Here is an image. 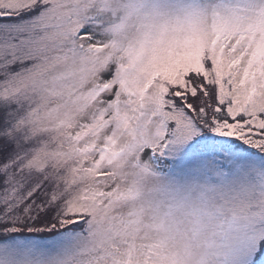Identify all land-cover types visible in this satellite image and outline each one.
<instances>
[{
  "label": "snow or ice",
  "instance_id": "obj_1",
  "mask_svg": "<svg viewBox=\"0 0 264 264\" xmlns=\"http://www.w3.org/2000/svg\"><path fill=\"white\" fill-rule=\"evenodd\" d=\"M0 264H264V0H0Z\"/></svg>",
  "mask_w": 264,
  "mask_h": 264
}]
</instances>
